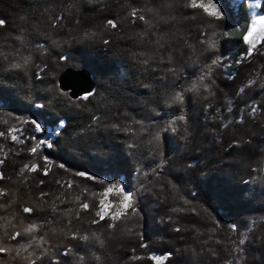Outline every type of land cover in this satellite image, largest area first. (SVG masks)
I'll use <instances>...</instances> for the list:
<instances>
[{
  "label": "trees",
  "instance_id": "trees-1",
  "mask_svg": "<svg viewBox=\"0 0 264 264\" xmlns=\"http://www.w3.org/2000/svg\"><path fill=\"white\" fill-rule=\"evenodd\" d=\"M219 1L0 0V264H264V36ZM68 66L93 95L59 88Z\"/></svg>",
  "mask_w": 264,
  "mask_h": 264
},
{
  "label": "snow or ice",
  "instance_id": "snow-or-ice-1",
  "mask_svg": "<svg viewBox=\"0 0 264 264\" xmlns=\"http://www.w3.org/2000/svg\"><path fill=\"white\" fill-rule=\"evenodd\" d=\"M210 5H211V7H215V4H211V0H210ZM190 6L193 7V8H197V7H198V8H203L204 11H205L206 13H208L209 15H216V16L219 15L218 13L210 12V11H209V5H205V4H203V3H198L197 0H191V5H190ZM132 15H133V16L136 15L135 10L133 11ZM139 18H140V19H144L143 16H140ZM257 20H258L261 24H264V15L258 16V17H257ZM4 23H5V21L0 20V25H3ZM255 23H256V22L254 21V22H253V27H255ZM108 24L111 25V26H113V27L116 26L115 23H114L113 21H111V20L108 21ZM250 34H251V33H250ZM253 48H255V44H253ZM251 50H252V49H250V52H251ZM215 63H216V61H213V64H215ZM15 67H20V65H15ZM249 83H252V82L250 81ZM91 95H93V93H92V92H88V93H86V94H85L83 97H81V98H83V99H87V98H88L89 96H91ZM177 98H178V99H182V96L178 93V94H177ZM253 111H255V109H253ZM180 119H183V117H180ZM31 123L35 125V130H36V131H42L41 125H40L39 123H37V122L34 121V120L31 121ZM0 134H2V133H0ZM12 138H13L14 140L17 139L16 136H13ZM31 151H32L33 153H35V152L37 151V149H36V148H32ZM45 160H47V157H45ZM0 163H2V161H0ZM25 167H28V166L26 165ZM59 167L63 168L64 165H63V164H60ZM36 169H37V166L34 165V166H32V168H31L30 170L35 171ZM45 174H47V169H45ZM76 175H79V176H86L87 173H85V172H78V173H76ZM89 178H91V179H95V177H89ZM112 187H115V186H112ZM112 187L106 189L104 195H108V193L112 191ZM120 192L122 193V198H121L120 201H119L120 206H121V210H118V211H114V212L109 213L108 211H105V210H104L107 206L104 205V202H103V201H101V210H100V212L97 213V215H99L101 219H105V217L111 215V217H112L113 220H119L122 216L126 215V214H127V210H128L130 207H132L131 201H132V199H133V193H131V192H127V191L125 190V187H124V186H120ZM81 207H82L83 209H87V208L89 207V205H88L87 203H84V204L81 205ZM24 211H25V212H31L32 209H30V208H25ZM93 223H95V221H93ZM230 227H231L233 230H236V228H237L236 225H230ZM34 229H35V225H31V226H29L27 229H25V231H26V232H31V231H33ZM17 235H19V233H17ZM74 238H76V237L74 236ZM79 238H80V239H83V240H87V239H88L87 236H83V237H79ZM240 243L243 244L244 241L241 240ZM4 251H6V249L0 247V252H4Z\"/></svg>",
  "mask_w": 264,
  "mask_h": 264
},
{
  "label": "rangeland",
  "instance_id": "rangeland-1",
  "mask_svg": "<svg viewBox=\"0 0 264 264\" xmlns=\"http://www.w3.org/2000/svg\"><path fill=\"white\" fill-rule=\"evenodd\" d=\"M231 2V5H235L238 0H229ZM198 3H203L205 5H209V11L213 13H220L221 8H220V1L219 0H211V4H215V7H211L210 5V0H197ZM258 4L259 0H249L248 5H249V12L250 13V26L245 34V41L248 44V46H253L255 42L260 40L262 36H264V24H261L258 20L257 17L264 15V12H261L258 9ZM255 23V27H253V22ZM251 33V34H250ZM249 51V49H248ZM229 63V60H226L225 65ZM227 70V69H225ZM85 95V94H84ZM82 95V96H84ZM62 124V122H60ZM57 131V129L54 127V129L50 130L49 132L47 131L46 135L50 138L54 133ZM114 186L113 184H110L106 189ZM120 186L122 185H115V187H112V191L108 193V195H104L101 200H100V206H101V201L104 202V205L107 207L104 209L105 211H108L109 213L121 210L120 206V199L122 198V193L120 192ZM126 190V189H125ZM106 191V190H105ZM104 191V193H105ZM132 203V202H131ZM101 210V209H100ZM108 217H111L109 215ZM112 219V217H111ZM133 259V258H132ZM161 259H163V255H152V264H157Z\"/></svg>",
  "mask_w": 264,
  "mask_h": 264
},
{
  "label": "water",
  "instance_id": "water-1",
  "mask_svg": "<svg viewBox=\"0 0 264 264\" xmlns=\"http://www.w3.org/2000/svg\"><path fill=\"white\" fill-rule=\"evenodd\" d=\"M58 86L72 98H78L93 90L95 81L87 67L68 66L57 76Z\"/></svg>",
  "mask_w": 264,
  "mask_h": 264
}]
</instances>
